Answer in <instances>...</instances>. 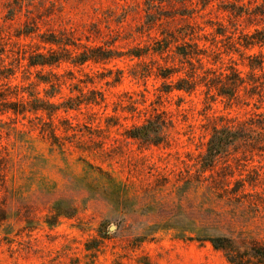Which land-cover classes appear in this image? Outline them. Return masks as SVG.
Masks as SVG:
<instances>
[{
  "label": "rangeland",
  "instance_id": "374dc122",
  "mask_svg": "<svg viewBox=\"0 0 264 264\" xmlns=\"http://www.w3.org/2000/svg\"><path fill=\"white\" fill-rule=\"evenodd\" d=\"M256 29L264 0H0V90L40 108L0 116V264H231L211 238L264 245V144L203 158L213 127L264 111V77L226 98L156 75L184 76L186 46L245 77ZM156 116L160 144L128 136Z\"/></svg>",
  "mask_w": 264,
  "mask_h": 264
},
{
  "label": "trees",
  "instance_id": "16d2710c",
  "mask_svg": "<svg viewBox=\"0 0 264 264\" xmlns=\"http://www.w3.org/2000/svg\"><path fill=\"white\" fill-rule=\"evenodd\" d=\"M239 45L245 49L253 48L255 46L264 45V29H256L252 34H246L243 36V42H238ZM190 45L189 47H191ZM186 46L178 48L177 54L184 60L183 63H188L189 70L184 72V76H180V70L163 69L160 70L158 77L164 80H170L175 74L178 75V79L172 83L171 90L191 92L195 90L197 86H204L207 92L214 91L216 96L229 98L233 96V93L239 88H246L250 86V90H258L263 85L262 78L264 77V56L251 55L248 57V62L245 64L248 67V72L244 77L242 72L238 69L231 68L222 65L217 69L212 67H206L202 64L203 53L199 49L194 51L185 50ZM218 55H221L220 53ZM40 60H33L31 65H49L53 61L43 59L42 55L37 56ZM95 56H89L88 54L82 55L75 63H84L88 60H93ZM195 59L199 65L195 67L191 59ZM217 58V57H216ZM215 57L212 59L213 63H218ZM260 72V75L256 73ZM249 90V91H250ZM260 91V90H259ZM6 90H0V116L12 113L14 115H25L27 112H36L40 108L32 106L34 102L26 101L23 96L19 100H12L11 93H6ZM259 93V92H258ZM93 94V92H92ZM18 95V94H14ZM41 101V100H40ZM47 103V102H46ZM82 102L79 103V105ZM30 105V106H29ZM51 110L50 115L56 113L58 105L53 102H48ZM66 109H71L69 106ZM259 109V108H257ZM253 117L244 122L227 121L220 127H213L210 138L207 141L206 151L204 154V160L207 168L214 166L216 160L221 157L230 147L241 142L262 145L264 144V111L254 112ZM165 127V122L160 116H156L153 119L147 120L144 124L133 126L128 131V136L132 139L142 141L146 144L158 145L161 143L160 137ZM62 212H57V216L62 215ZM215 249L223 250L228 261L231 264H264V245L257 243L250 244V246L244 249L236 245L233 240L228 238H211L210 239Z\"/></svg>",
  "mask_w": 264,
  "mask_h": 264
},
{
  "label": "water",
  "instance_id": "95a60500",
  "mask_svg": "<svg viewBox=\"0 0 264 264\" xmlns=\"http://www.w3.org/2000/svg\"><path fill=\"white\" fill-rule=\"evenodd\" d=\"M113 228V227H112Z\"/></svg>",
  "mask_w": 264,
  "mask_h": 264
}]
</instances>
